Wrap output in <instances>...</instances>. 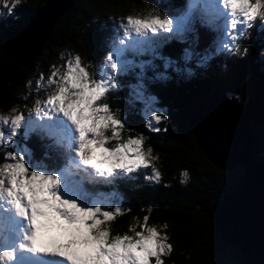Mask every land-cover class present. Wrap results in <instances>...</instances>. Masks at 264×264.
Instances as JSON below:
<instances>
[{
	"label": "trees",
	"instance_id": "obj_1",
	"mask_svg": "<svg viewBox=\"0 0 264 264\" xmlns=\"http://www.w3.org/2000/svg\"><path fill=\"white\" fill-rule=\"evenodd\" d=\"M126 1L132 2L134 7H141L148 1L156 2L75 0L72 9L59 18L31 64L25 66L22 65L27 64V60L20 64L15 54L20 44L15 48L11 38L18 35L46 0H23L13 14H3L0 18V116L16 112L25 118L33 112L39 102L33 95L37 79L47 76L50 68L58 66L57 57L63 51L78 55L87 72L97 74L109 49V39L118 38V33L111 30L109 17L117 19L122 12L126 15L128 11L122 8ZM176 1L167 0L171 5ZM179 2L185 4L189 0ZM200 13L211 14L208 9H200ZM198 16L200 19L199 13ZM195 30L200 39L209 35L208 29L202 26L197 25ZM253 38L251 35L252 45L242 47L236 57L223 54L213 58L217 63L206 79L201 76L181 80L171 75L162 80L147 72L150 94L168 113V122L158 131L151 130L140 112L130 104L128 87L134 81L131 73L120 77L119 88L109 90L104 97L103 101L125 125L120 129V140H109L111 146H108L124 143L129 138L147 137L142 145L146 150L152 147L162 178L154 182L140 173L134 178L121 176L108 181L93 175L91 169L79 175L93 196H112V204L122 208V214L110 223L112 235L134 236L130 229L143 231L147 216V226L155 227L161 237H167L164 243L171 245V251L161 255L163 264H243L241 252L222 240L214 219L222 197L243 182L246 170L242 166L231 170L213 166L197 146L190 119L203 97L238 95L250 122L249 161L264 168V42ZM179 50L182 49L176 48L168 55L178 59ZM221 61L224 62L222 69L218 66ZM41 96L43 101L42 93ZM27 127L32 130L25 138L19 132L11 148L0 142V167L10 162L4 158L15 151L14 144L24 145L27 152L34 155L33 163L40 166L54 165V158L65 150L61 134H50L32 123ZM105 135L111 137V129L106 130ZM64 166L70 167L67 163ZM182 169H188L191 175L189 182L183 185L180 183ZM106 209L114 210L113 206Z\"/></svg>",
	"mask_w": 264,
	"mask_h": 264
},
{
	"label": "snow or ice",
	"instance_id": "obj_2",
	"mask_svg": "<svg viewBox=\"0 0 264 264\" xmlns=\"http://www.w3.org/2000/svg\"><path fill=\"white\" fill-rule=\"evenodd\" d=\"M219 5L220 0H205L206 9H219ZM223 7L229 10L231 17H235L238 4L234 0H223ZM173 25V20L168 17L163 20L158 16L144 19L130 17L123 35L129 40L133 39V32L137 37H147L149 33L155 35L161 30L171 32ZM230 25L233 30L238 29L236 19H231ZM120 43L126 41L122 39ZM107 63L112 73L118 71L120 65L114 55L107 56ZM61 79L63 82L57 92L46 101L47 111L38 108L37 115L47 117L48 122L42 128L61 134L65 150L54 158V165L49 166L33 163L34 155L24 149L13 151L4 158L10 162L0 167V184L7 188L6 193L0 194V213L13 214L0 215V232L7 233L3 236L5 243L10 242L12 234L20 237L13 247L0 250V262L16 261L17 254L22 253L21 264H150L153 257L155 264H163L160 257L171 251V245L164 243L167 237H161L155 227L147 226V216L144 217L143 231L130 229L135 233L134 236L112 235L110 223L122 214V208L117 206L112 210L100 203H86L87 198L93 200L94 196L86 187L80 172L87 173L89 169H95L99 173L97 177L111 181L122 174L149 167L142 149L137 150L135 147L143 144L142 137L129 138L124 143L108 146L109 140H120V129L125 126L122 119L112 112L109 104L103 102L110 87H118L115 78L112 75L92 78L81 66V59L77 56L74 63L69 62ZM100 117H103V122L97 132L86 133L85 128L90 126L86 121ZM153 119L159 121L161 117L157 115ZM22 120L23 117L18 115L11 121L13 132L20 128ZM4 122L7 123V120ZM92 122L95 123V119ZM108 129H111V139L105 135ZM81 136L102 142L101 156L109 167L99 169L94 164L80 160L74 149ZM2 140L3 134L0 133ZM65 163L78 171H69ZM153 173L159 179V172L153 170ZM22 179L35 183L40 189L36 193L40 197L38 200H30L19 191ZM41 181H53L47 192L55 193L53 199L67 207L52 204L48 205L47 210L38 208L37 204H47ZM67 193H71V196ZM14 195L18 197V202L13 198ZM17 219L24 222L19 233L15 228Z\"/></svg>",
	"mask_w": 264,
	"mask_h": 264
},
{
	"label": "rangeland",
	"instance_id": "obj_3",
	"mask_svg": "<svg viewBox=\"0 0 264 264\" xmlns=\"http://www.w3.org/2000/svg\"><path fill=\"white\" fill-rule=\"evenodd\" d=\"M187 2L185 4H180L179 0H177L176 4L171 5L167 0H163V2L156 0V2L153 3L148 1L141 7H134L132 2L126 1V5L122 6V8L128 11L126 15L122 12L117 19H114L111 15L109 17L111 30L118 33V38L109 39V49L104 55L103 63L100 64L99 72L97 74H90L92 78L96 79L101 76L107 78L108 75H112L118 84L117 88H119L120 77L131 73L134 81L130 83L128 87L130 104L140 112L146 125L151 130L161 129L162 124L168 122V119L163 118H168V113L167 109L161 107L158 104V100L150 94L146 82L148 79L146 75L147 72L154 74L162 80H166V77H171V75H175V77L181 80H188L193 77L201 76L206 79L207 75H209L208 72L215 63H217L216 60H212L213 58L223 54L236 57L242 47L246 48L248 45H252L250 40L251 35L254 36L253 40L264 42V19L257 17L253 21L244 24L241 22L242 17H231L229 10L223 7V0H220L219 9L215 7L208 9L211 14L200 13V9H206L205 0H189V3ZM19 5L12 8L11 12L9 11L11 5H9V8L0 5V18L3 14H13V11L19 8ZM198 13L200 19L198 18ZM129 15H134L140 19H144L148 16H158L163 20L164 17H168L174 22L173 30L171 32H164L161 30L155 35L149 33L147 37H137L133 32V39L129 40L123 35ZM231 19L237 20V30L231 28ZM197 25L208 29L209 35L200 39L195 30ZM122 39L125 40L126 43L121 44L120 41ZM143 45L144 47L141 48ZM163 46L165 47L163 48ZM210 46L214 48L211 49L212 47ZM176 48H181L182 50H179V58L173 59L168 53ZM244 50L245 49H243L242 52ZM109 54L114 55L120 65L116 73H112L108 66L107 56ZM77 56L76 54L63 51L57 57L58 66L50 68L47 76L38 77L33 95L35 97L34 100L37 99L39 102L34 106L36 108H34L33 112L28 113L25 118L16 112L0 116V133L3 134V140L0 142L4 146L11 148L19 132L20 136L25 138L27 136L26 133L28 134L30 131L27 127L28 123H32L35 127L42 129L41 126L48 122L46 116L37 115L36 109L41 108L47 111V99L57 92L58 86L63 82L61 78L67 71L69 62L74 63L75 57ZM61 60L63 61L61 62ZM223 64L224 62L221 61L218 66L222 69ZM110 90H113V88L110 87ZM41 93L44 97L43 101L41 100L42 96L40 97ZM226 97L229 99L241 100L238 95L228 96L226 94ZM225 103L226 106H228L227 102ZM18 115L22 116L23 120L20 128L13 132L12 129L14 125H12L11 121ZM157 115L161 116L159 122L153 119V117ZM5 120H7V123L4 122ZM48 131L50 134L59 133L54 130ZM5 133L6 135H4ZM9 139L11 142H9ZM109 146L111 145L109 144ZM12 148L15 149V152H20L21 149L27 151L24 145L18 147L14 144ZM142 150L146 151L143 145ZM151 156L154 157L152 153ZM157 163L158 159L156 158L155 160H151L148 168H141L136 172L122 174L119 177L128 176L134 178L136 174L139 175L141 173L145 177H153V179L150 180L157 182L153 173V165H155V168L158 170ZM66 195L71 196V193H67ZM91 202L100 203L105 208L112 206L115 208L118 206V204H112L114 202L113 197H107V195L94 196L93 200L91 197L87 198L86 203L90 204ZM82 203H85V201H82ZM0 215L13 214L0 213ZM19 231L20 229H16L17 233H19ZM6 234L7 233L0 232V250L11 247L10 244H13V241L17 242L20 239L18 235L12 234L10 236V242L5 243L3 236ZM20 263L21 258L18 253L17 260L14 261L13 264ZM0 264H5V261L0 262ZM7 264H12V262L8 261ZM150 264H155V257L151 258Z\"/></svg>",
	"mask_w": 264,
	"mask_h": 264
},
{
	"label": "water",
	"instance_id": "obj_4",
	"mask_svg": "<svg viewBox=\"0 0 264 264\" xmlns=\"http://www.w3.org/2000/svg\"><path fill=\"white\" fill-rule=\"evenodd\" d=\"M74 4L75 0H46L11 38L12 44L15 40L21 43L15 54L20 64L27 60L22 66L31 64L59 18ZM249 123L240 100L223 94L201 99L192 113L190 128L197 146L213 166L221 170L242 166L246 170L243 182L222 197L214 222L222 240L241 252L243 264H264V168L249 161Z\"/></svg>",
	"mask_w": 264,
	"mask_h": 264
},
{
	"label": "clouds",
	"instance_id": "obj_5",
	"mask_svg": "<svg viewBox=\"0 0 264 264\" xmlns=\"http://www.w3.org/2000/svg\"><path fill=\"white\" fill-rule=\"evenodd\" d=\"M22 2H23V0H0V5H2L5 8H9V5H11V8L9 9V11L11 12L12 8H15L17 5L21 4ZM234 3L238 4V10L235 13V17H242V21H241L242 23L247 24L249 21H253L257 17L264 19V0H234ZM253 12L255 14L250 15V13H253ZM130 17L133 19H140L134 15H129L127 17V21H128V18H130ZM224 67L226 69V65ZM37 109H36V111H37ZM163 118L167 119V117H163ZM93 119H95V123L92 122ZM159 121H157V122H159ZM102 122H103V117L88 119L86 121V124L90 125V126L85 128V132L86 133L87 132H92V133L97 132V130L101 126ZM154 130L158 131L159 129H154ZM100 135L103 136V133H100ZM109 139H111V137H109ZM142 139H143V143H144V141L147 139V137H142ZM135 147L137 150L142 149V145H137ZM74 151H76V154L80 158V160H82L88 164H94V165H96V168L104 169V168L109 167V164L101 156V152H103V144L101 141L88 140V139H85L83 136H81L80 141L77 145V148L74 149ZM142 151H143V153H144V155L147 158L149 163L151 162V160L156 159V157L151 156V153L153 151L151 146H149L146 151L145 150H142ZM153 170L158 171L155 168V165H153ZM92 174L95 176L99 175V173L95 169H93ZM159 174H160L159 179H156L154 177L157 182H159L160 179L162 178V174L160 172H159ZM145 179H153V177L146 176ZM190 179H191V175H190L189 170L188 169H182L180 171V183L182 185L186 184L189 182ZM40 183L44 187L43 197L46 198L47 204H37L38 208H41L43 210H47L48 205H52V204H56L57 206H61V207H67V205H59L57 203V201H55L53 199V197L55 196V193L49 194L47 192V188L52 186V184L54 183L53 181H41ZM20 184H21V187L19 188V191L22 194L27 195L30 200H34V199L38 200L40 198L39 196L36 195V193H38L40 191V189H38L36 187L35 183H30V182L22 179L20 181ZM6 192H7L6 186L0 184V194L6 193ZM13 198L16 199L18 202V197H16L14 195ZM71 210L72 209H70V211ZM164 227H167V225H164ZM19 254L21 255L22 253H19ZM14 261H11L12 264ZM7 262L8 261L6 260L5 264H7Z\"/></svg>",
	"mask_w": 264,
	"mask_h": 264
},
{
	"label": "bare ground",
	"instance_id": "obj_6",
	"mask_svg": "<svg viewBox=\"0 0 264 264\" xmlns=\"http://www.w3.org/2000/svg\"><path fill=\"white\" fill-rule=\"evenodd\" d=\"M21 36H23V35H21ZM19 37H20V36H19ZM14 44H15V48H16V46H17L18 44H21V43H18V40H16ZM22 45H23V43H22ZM18 58H19V57H18ZM19 59H20V58H19ZM58 134H60V133H58ZM68 169H69V171H71V172H77V171H78L77 169L72 168L71 165H70V167H68ZM23 224H24V222H23ZM14 244H15V241H13V244H10V246L13 247Z\"/></svg>",
	"mask_w": 264,
	"mask_h": 264
}]
</instances>
